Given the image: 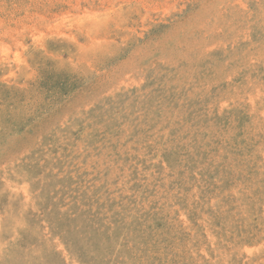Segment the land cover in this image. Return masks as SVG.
<instances>
[{"label":"rangeland","instance_id":"374dc122","mask_svg":"<svg viewBox=\"0 0 264 264\" xmlns=\"http://www.w3.org/2000/svg\"><path fill=\"white\" fill-rule=\"evenodd\" d=\"M0 264H264V0H0Z\"/></svg>","mask_w":264,"mask_h":264}]
</instances>
